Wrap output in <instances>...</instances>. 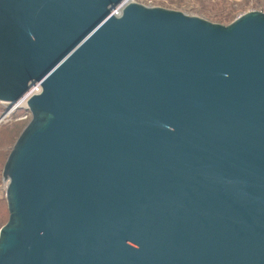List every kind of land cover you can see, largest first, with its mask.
<instances>
[{"label": "water", "instance_id": "1", "mask_svg": "<svg viewBox=\"0 0 264 264\" xmlns=\"http://www.w3.org/2000/svg\"><path fill=\"white\" fill-rule=\"evenodd\" d=\"M37 82L0 264H264L263 11L0 0V102Z\"/></svg>", "mask_w": 264, "mask_h": 264}, {"label": "rangeland", "instance_id": "2", "mask_svg": "<svg viewBox=\"0 0 264 264\" xmlns=\"http://www.w3.org/2000/svg\"><path fill=\"white\" fill-rule=\"evenodd\" d=\"M259 1L260 0L244 1L238 5H233L226 0H157L156 3L158 4L157 6L198 15L212 22L227 25L242 13L252 10V8H259V6L262 5L261 2L258 3ZM221 14H224V16H221ZM217 15H219V18H217ZM9 109L10 106H8L7 103L0 102V116L5 115V119L0 123V127L2 128L3 125L4 127H11L10 129L13 130L9 133V137H6V132H4L2 137L3 140L0 143V149L3 153V156L0 157V198H4L5 200L6 190L2 179L4 164L15 141L28 122V120L23 117L26 112H29L25 110V108H18L16 112L8 115ZM11 111H13V109Z\"/></svg>", "mask_w": 264, "mask_h": 264}, {"label": "built area", "instance_id": "3", "mask_svg": "<svg viewBox=\"0 0 264 264\" xmlns=\"http://www.w3.org/2000/svg\"><path fill=\"white\" fill-rule=\"evenodd\" d=\"M129 1H137V2H141L143 4L149 5V6H156L158 5L156 2L157 0H129ZM227 2L233 4V5H238L244 1H251V0H226ZM253 1V0H252ZM262 5L259 6V8L255 9L252 8V10H259V11H263L264 12V0L261 1ZM42 90V86L40 85L39 82L33 84L29 90L26 92V94L19 100V108H25L27 106V101L35 94L40 93ZM16 104H13L9 111H8V115L11 113V110L13 109V107ZM5 116L2 117L1 122L5 119ZM24 119H27L28 121L31 119V113L30 112H26L25 116L23 117Z\"/></svg>", "mask_w": 264, "mask_h": 264}, {"label": "trees", "instance_id": "4", "mask_svg": "<svg viewBox=\"0 0 264 264\" xmlns=\"http://www.w3.org/2000/svg\"><path fill=\"white\" fill-rule=\"evenodd\" d=\"M260 2H261V0L258 3H260ZM221 16H224V14H221ZM217 18H219V15H217ZM10 128L11 127H4L2 125V128L0 129V143L3 140L2 137L4 135V132H6V137H9V133L13 131ZM1 156H3V153H2V150L0 149V157ZM8 218H9V211H8V206H7L6 200L4 198H0V228L2 227V225H4V223L7 222Z\"/></svg>", "mask_w": 264, "mask_h": 264}, {"label": "bare ground", "instance_id": "5", "mask_svg": "<svg viewBox=\"0 0 264 264\" xmlns=\"http://www.w3.org/2000/svg\"><path fill=\"white\" fill-rule=\"evenodd\" d=\"M15 104H16V106L13 108V111H11V113L15 112V111L19 108V103H15ZM11 113H10V114H11ZM10 114H9V115H10Z\"/></svg>", "mask_w": 264, "mask_h": 264}]
</instances>
